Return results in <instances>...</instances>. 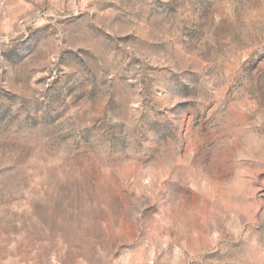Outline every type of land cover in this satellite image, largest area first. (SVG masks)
<instances>
[{
    "label": "rangeland",
    "instance_id": "rangeland-1",
    "mask_svg": "<svg viewBox=\"0 0 264 264\" xmlns=\"http://www.w3.org/2000/svg\"><path fill=\"white\" fill-rule=\"evenodd\" d=\"M0 264H264V0H0Z\"/></svg>",
    "mask_w": 264,
    "mask_h": 264
}]
</instances>
